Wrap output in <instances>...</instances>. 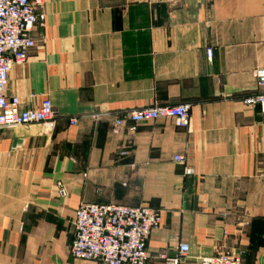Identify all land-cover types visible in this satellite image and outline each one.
Instances as JSON below:
<instances>
[{
  "label": "crops",
  "instance_id": "0c3cea01",
  "mask_svg": "<svg viewBox=\"0 0 264 264\" xmlns=\"http://www.w3.org/2000/svg\"><path fill=\"white\" fill-rule=\"evenodd\" d=\"M40 11L6 93L20 109L48 99L57 117L0 131V264H95L68 251L83 202L158 210L145 264L179 243L186 264L227 250L264 264V113L241 102L264 69V0H44ZM182 103L188 128H113L115 113Z\"/></svg>",
  "mask_w": 264,
  "mask_h": 264
},
{
  "label": "built area",
  "instance_id": "2783aa9c",
  "mask_svg": "<svg viewBox=\"0 0 264 264\" xmlns=\"http://www.w3.org/2000/svg\"><path fill=\"white\" fill-rule=\"evenodd\" d=\"M44 0H0V131L4 128L42 123L54 125L57 113L48 99L37 107L20 109L19 99L8 96V75L13 65L26 61L28 51L35 46L31 31L42 26L45 15L40 11ZM211 56V49L206 51ZM256 90L245 95L244 106L258 107L264 113V69L254 71ZM104 115V114H103ZM101 116V115H99ZM99 116H95L96 118ZM158 119H172L178 127L190 125V105H150L113 114V128L117 131L126 122L130 129L141 123ZM77 119L71 117L70 124ZM175 163L184 164L183 155L172 157ZM194 173L185 166L184 175ZM57 197L65 198L67 189L60 181L55 183ZM160 223V212L144 205L129 206L116 203L83 202L73 220V238L68 251L72 258L92 261L95 264H145L146 241ZM189 246L179 243L174 255L159 253L161 264H186ZM197 264H242V253L227 250L201 256Z\"/></svg>",
  "mask_w": 264,
  "mask_h": 264
}]
</instances>
